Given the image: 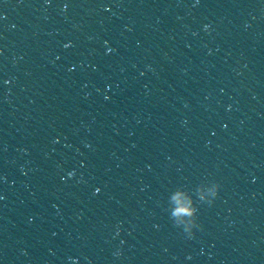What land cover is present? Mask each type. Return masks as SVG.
I'll return each instance as SVG.
<instances>
[{"label":"water","instance_id":"95a60500","mask_svg":"<svg viewBox=\"0 0 264 264\" xmlns=\"http://www.w3.org/2000/svg\"><path fill=\"white\" fill-rule=\"evenodd\" d=\"M0 264H264V0H0Z\"/></svg>","mask_w":264,"mask_h":264}]
</instances>
